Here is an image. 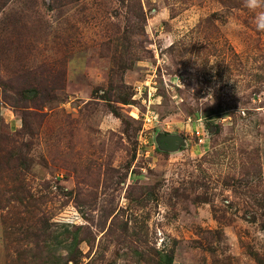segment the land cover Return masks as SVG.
<instances>
[{
  "label": "rangeland",
  "instance_id": "rangeland-1",
  "mask_svg": "<svg viewBox=\"0 0 264 264\" xmlns=\"http://www.w3.org/2000/svg\"><path fill=\"white\" fill-rule=\"evenodd\" d=\"M262 14L0 0V264H264Z\"/></svg>",
  "mask_w": 264,
  "mask_h": 264
},
{
  "label": "trees",
  "instance_id": "trees-1",
  "mask_svg": "<svg viewBox=\"0 0 264 264\" xmlns=\"http://www.w3.org/2000/svg\"><path fill=\"white\" fill-rule=\"evenodd\" d=\"M1 169V168H0ZM21 189H23V188H21ZM16 200H18V202H19V204H22V201L24 200V199H22L21 197H17V199ZM48 226L46 225V223H42V232H46V230L48 229L47 228ZM32 235V234H31ZM35 235V234H34ZM35 237L38 239L39 238V236H38V234L37 235H35ZM78 241H77V239H76V235L73 237V245H76V244H78L77 243ZM157 256L158 257H160V262H158L157 264H172V260H173V252L172 251H170V252H168L167 254H165V255H161V254H157Z\"/></svg>",
  "mask_w": 264,
  "mask_h": 264
},
{
  "label": "water",
  "instance_id": "water-1",
  "mask_svg": "<svg viewBox=\"0 0 264 264\" xmlns=\"http://www.w3.org/2000/svg\"><path fill=\"white\" fill-rule=\"evenodd\" d=\"M160 144L167 150H173L178 145H184L179 137L165 136L160 134Z\"/></svg>",
  "mask_w": 264,
  "mask_h": 264
},
{
  "label": "clouds",
  "instance_id": "clouds-1",
  "mask_svg": "<svg viewBox=\"0 0 264 264\" xmlns=\"http://www.w3.org/2000/svg\"><path fill=\"white\" fill-rule=\"evenodd\" d=\"M246 6L251 8V9H255L257 7H260L262 4H264V0H245ZM264 17V14H262L261 17H258V27L259 25V20ZM264 30V29H262Z\"/></svg>",
  "mask_w": 264,
  "mask_h": 264
}]
</instances>
